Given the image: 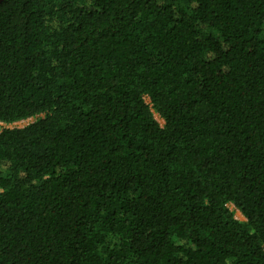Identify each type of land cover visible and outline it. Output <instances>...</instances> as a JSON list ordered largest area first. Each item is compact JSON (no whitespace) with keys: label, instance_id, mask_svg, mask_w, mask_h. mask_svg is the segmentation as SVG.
<instances>
[{"label":"trees","instance_id":"16d2710c","mask_svg":"<svg viewBox=\"0 0 264 264\" xmlns=\"http://www.w3.org/2000/svg\"><path fill=\"white\" fill-rule=\"evenodd\" d=\"M30 118L0 264H264V0H3L0 123Z\"/></svg>","mask_w":264,"mask_h":264},{"label":"rangeland","instance_id":"374dc122","mask_svg":"<svg viewBox=\"0 0 264 264\" xmlns=\"http://www.w3.org/2000/svg\"><path fill=\"white\" fill-rule=\"evenodd\" d=\"M156 117L157 119L160 121L161 124H164V120L162 118L159 117V115L156 114ZM35 120V118H30L28 120H23V121H20V122H17V123H14V124H11V125H6V124H3V123H0V130L3 128V127H14V126H19V127H23L25 126L26 124L30 123V122H33ZM230 208L232 210H234L235 212V216L236 218L240 219V220H245V217L242 215V213L235 208L234 205L230 204Z\"/></svg>","mask_w":264,"mask_h":264},{"label":"water","instance_id":"95a60500","mask_svg":"<svg viewBox=\"0 0 264 264\" xmlns=\"http://www.w3.org/2000/svg\"><path fill=\"white\" fill-rule=\"evenodd\" d=\"M3 0H0V3L2 2Z\"/></svg>","mask_w":264,"mask_h":264}]
</instances>
